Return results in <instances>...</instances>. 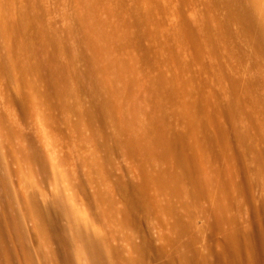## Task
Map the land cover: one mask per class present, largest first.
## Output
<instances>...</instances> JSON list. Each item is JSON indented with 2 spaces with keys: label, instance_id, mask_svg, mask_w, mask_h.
Wrapping results in <instances>:
<instances>
[{
  "label": "rangeland",
  "instance_id": "rangeland-1",
  "mask_svg": "<svg viewBox=\"0 0 264 264\" xmlns=\"http://www.w3.org/2000/svg\"><path fill=\"white\" fill-rule=\"evenodd\" d=\"M264 262V0H0V264Z\"/></svg>",
  "mask_w": 264,
  "mask_h": 264
},
{
  "label": "bare ground",
  "instance_id": "bare-ground-1",
  "mask_svg": "<svg viewBox=\"0 0 264 264\" xmlns=\"http://www.w3.org/2000/svg\"><path fill=\"white\" fill-rule=\"evenodd\" d=\"M257 264H264V262L263 261H258Z\"/></svg>",
  "mask_w": 264,
  "mask_h": 264
}]
</instances>
